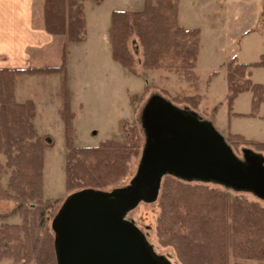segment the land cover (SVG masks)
Wrapping results in <instances>:
<instances>
[{
    "label": "trees",
    "instance_id": "1",
    "mask_svg": "<svg viewBox=\"0 0 264 264\" xmlns=\"http://www.w3.org/2000/svg\"><path fill=\"white\" fill-rule=\"evenodd\" d=\"M87 2L99 6L103 0H42L43 29L63 41L57 66L0 69V155L44 156L51 148L35 127V102L17 100L18 75L60 77L59 118L64 139L63 196L13 200L12 209L0 213V262L56 264L51 224L64 200L85 189L110 192L127 176L132 160H139L137 171L141 166L148 141L142 126L134 123L125 126L120 121V136L102 140L96 146L74 144L75 115L66 77V45L86 41ZM178 11L179 0H143L141 10L112 11L108 28L111 59L126 73L144 81L148 71L161 69L181 74L186 81H197L200 31L183 28ZM257 67H264V54L253 63H241L233 56L223 64L228 120L249 117L264 121V87L251 80V70ZM148 89L145 84L137 102ZM165 93L171 103L192 110L201 103L199 94ZM243 93L251 97L247 115L233 111L236 98ZM225 139L264 153V142L229 132ZM20 166L32 170L34 164L27 160ZM214 184L222 189L173 174L161 176L158 194L152 200L159 207L153 227L156 245L171 249L178 264H264V207L226 190L236 192L234 189ZM18 216L20 223L10 222Z\"/></svg>",
    "mask_w": 264,
    "mask_h": 264
},
{
    "label": "rangeland",
    "instance_id": "2",
    "mask_svg": "<svg viewBox=\"0 0 264 264\" xmlns=\"http://www.w3.org/2000/svg\"><path fill=\"white\" fill-rule=\"evenodd\" d=\"M182 2L183 24L187 28L182 27L189 29L195 24L196 14L193 17L192 14L198 3L193 2V0H183ZM41 3L39 1L36 6L35 12L37 15L41 14ZM208 3H210L209 0H204L203 5H208ZM86 7L91 36L97 33L98 29L95 24L99 21L100 30L104 27L106 31L104 34L105 48L109 51L108 28L111 13L108 14V10L120 8L122 10L138 11L143 7V0H134L128 4L107 0L102 9H96L94 5L87 2ZM242 16L243 14L237 16L240 19L239 21H241ZM209 19L212 20L211 17ZM233 20V24H238L239 21L235 18ZM255 33L257 35L254 36L253 43L250 42L249 44L246 39L240 38L234 48L223 47L210 41L208 34L202 36L201 41L203 40V42L200 43L195 68L197 81L191 82L186 81L181 74L168 72L164 69L148 71L144 81V79L126 73L110 57L107 59L101 47L98 49L100 55L96 57L93 55V52H95L93 49L83 48L80 45L71 46L67 75L71 89V108L75 115L73 121L75 129L74 144L79 147H90L96 146L105 139L118 138L120 136V121H124L125 126L134 123L139 128L140 126L143 128L144 113L142 112L144 109L145 112L147 109L155 111L158 106L168 103L184 115L191 116L197 121L210 126L223 138L226 145L243 163L246 157H257L263 160L262 164L264 166L263 152L248 144H234L231 141L227 142L225 139L229 132L243 135L249 140L264 142L263 120L249 117H231L228 120L225 104L227 89L223 64L230 58L227 57L229 55L231 57L235 56L241 63L258 61L260 55L264 54V42L260 43L257 39L261 34L257 31ZM229 34L233 33L229 32ZM133 46L134 39L131 42V47L133 48ZM59 50H56L57 59L54 61L55 63L59 60ZM251 72V80L264 87V67L254 68ZM145 84L149 88L148 92L141 101L137 102V99L144 92ZM16 88L19 99H21V91L24 90L26 99H33L37 102L35 127L38 133L45 138V141L51 145V148L43 158L40 156L5 157L0 155V213L10 211L13 200H34L43 197H58L64 194V172L62 167L64 139L63 127L59 118L60 77L58 75L19 77ZM165 92H169L170 95L176 93L199 94L201 103L196 110H192L185 105L171 103ZM250 99L249 93L239 95L234 102V113L247 115L250 112ZM27 160L33 162L34 167L31 166L32 170L20 166L22 162ZM137 160H132L127 176L123 181L113 186L115 189L127 188L131 185L138 172V165H140L139 160ZM206 184L211 188L222 189L214 183L206 182ZM226 190L231 194L256 201L264 207V200L256 197L251 192ZM158 212L159 207L156 202L149 201L145 203L142 200L126 215V220L141 231L155 255L165 258L170 264H178L174 252L168 248H159L154 240L153 227ZM10 222L20 223V217L18 216ZM0 264H11V261L3 260Z\"/></svg>",
    "mask_w": 264,
    "mask_h": 264
},
{
    "label": "water",
    "instance_id": "3",
    "mask_svg": "<svg viewBox=\"0 0 264 264\" xmlns=\"http://www.w3.org/2000/svg\"><path fill=\"white\" fill-rule=\"evenodd\" d=\"M146 138L141 166L131 185L69 195L52 220L56 264H170L157 256L126 215L158 194L160 178L214 182L264 200V166L257 157L240 161L207 124L165 103L143 116Z\"/></svg>",
    "mask_w": 264,
    "mask_h": 264
},
{
    "label": "crops",
    "instance_id": "4",
    "mask_svg": "<svg viewBox=\"0 0 264 264\" xmlns=\"http://www.w3.org/2000/svg\"><path fill=\"white\" fill-rule=\"evenodd\" d=\"M39 1L42 2V0H0V69L19 71L30 67H55L59 64L58 61H60V56L56 63L54 61L57 59L56 50L60 49L59 53H61V44L63 41L50 35L43 29L42 14L37 15L35 12ZM113 1L120 4H128L134 0ZM182 1L183 0H179L178 21L181 26L185 27L183 24ZM106 2L107 0H103L102 4L95 6V8L102 9ZM193 2L198 3V6H195L193 9L192 17L196 14L194 18L195 24L190 28L199 29L200 43L203 42V40L201 41V37L208 34L210 41L220 44L223 47L234 48L237 42L240 41V38L246 39L249 44L250 42L253 43V40H255L254 36L257 35V33H255L256 31L261 34L257 40L260 43L264 42V0H209L210 3H208V5H203L204 0H193ZM114 10L122 9L111 8L108 10V14ZM239 14H243L241 21H239L240 19L237 17ZM209 17H211L212 20H210ZM85 18L86 41L82 44L66 45V77L68 86V58L71 46L80 45L83 46V48L93 49L95 50L93 55L96 57L100 55L98 49L101 47L105 53V57L107 59L109 57L111 58L110 46L108 45L109 51L105 48L104 34L106 31L104 27L100 30L99 21L95 24L98 29L97 33L91 36L86 4ZM234 18L239 21L238 24H233ZM185 28H187V26ZM229 32L233 34H229ZM58 46H60V48H58ZM227 57H231V55ZM19 77L29 78L32 76L18 75L16 82ZM20 95L21 99H19L18 92L16 91L18 101L27 100L24 95V90L21 91ZM33 101L37 107V102L35 100ZM5 157L11 156L8 155ZM40 157L43 158V156Z\"/></svg>",
    "mask_w": 264,
    "mask_h": 264
},
{
    "label": "flooded vegetation",
    "instance_id": "5",
    "mask_svg": "<svg viewBox=\"0 0 264 264\" xmlns=\"http://www.w3.org/2000/svg\"><path fill=\"white\" fill-rule=\"evenodd\" d=\"M156 109V108H155ZM148 145L151 144L152 140L147 139Z\"/></svg>",
    "mask_w": 264,
    "mask_h": 264
}]
</instances>
